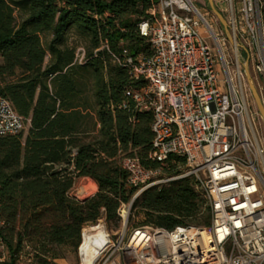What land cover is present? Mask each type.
Masks as SVG:
<instances>
[{
	"label": "trees",
	"instance_id": "obj_1",
	"mask_svg": "<svg viewBox=\"0 0 264 264\" xmlns=\"http://www.w3.org/2000/svg\"><path fill=\"white\" fill-rule=\"evenodd\" d=\"M149 5V0H0V96L30 119L25 132L0 136V236L9 251L4 264H14L26 245L37 264H55L66 248L76 255L81 228L100 218L117 227V208L134 192L121 155L157 167L147 160L151 111L136 109L126 94L145 84L131 80L110 58L121 56L123 48L133 56L149 54L150 43L137 30ZM70 37L84 50L81 63ZM103 41L108 51L99 49ZM174 163L182 165L184 158L172 156L162 171L178 173ZM76 177L94 180L96 191L84 199L70 196ZM131 208L144 215L139 225L210 223L192 176L145 189Z\"/></svg>",
	"mask_w": 264,
	"mask_h": 264
},
{
	"label": "built area",
	"instance_id": "obj_2",
	"mask_svg": "<svg viewBox=\"0 0 264 264\" xmlns=\"http://www.w3.org/2000/svg\"><path fill=\"white\" fill-rule=\"evenodd\" d=\"M149 2L146 17L137 24L139 35L150 43L149 54L133 56L123 48L121 56L110 53V58L131 80L145 84L126 94L136 109L151 111L147 160L157 167L146 168L136 156L121 155L126 184L134 192L117 208L118 230L109 233L100 219L81 228L79 264L84 237L96 230L106 239H92L98 246L85 259L89 264H264V135L255 121L258 114L249 108L243 67L236 61L231 68L226 62L220 68L199 31L204 22L219 44L227 40L235 54L238 48L246 52L263 83L264 104V0H229L228 35L216 33L191 0ZM102 48L108 51L106 41ZM83 56V48L77 47L75 61L81 63ZM29 124V117L0 96V136L24 132ZM172 156L184 158L182 169L164 177L161 166ZM185 176H192L204 194L207 227L128 226L131 204L142 191ZM8 260L0 236V264Z\"/></svg>",
	"mask_w": 264,
	"mask_h": 264
},
{
	"label": "rangeland",
	"instance_id": "obj_3",
	"mask_svg": "<svg viewBox=\"0 0 264 264\" xmlns=\"http://www.w3.org/2000/svg\"><path fill=\"white\" fill-rule=\"evenodd\" d=\"M194 6L204 14V18L208 21V23L213 27L216 33L224 32L222 25L220 24L219 20L215 16V14L211 11L209 8L207 0H191ZM215 8L222 14V16L225 18L228 15L227 10L229 8V0H212ZM200 34L205 38L206 42L211 46V48L214 50L218 57V63L220 68L222 63L225 64V62L228 64V66L231 68L233 64L237 61L240 66L243 67L244 61L246 59V52L242 48L237 49V53L235 54V49L233 47V44H229V42L226 40L225 43H220L215 40L211 35L210 31L208 30V27L202 22V25L200 26ZM70 45H75L76 47L80 44L79 41L75 37H70L69 39ZM224 58V60H223ZM221 70V69H220ZM248 71L251 74V77L253 79V84L258 91L260 97H261V87H263V83L259 78H256V75L253 73L251 69L250 62L248 63ZM223 76V74H222ZM248 104L249 108L252 112H256L258 115H256V124L259 129V132L261 135H264V124L262 121V118L259 114V111L256 108L255 102L251 96L248 98ZM264 105V104H263ZM25 132V131H24ZM173 163V162H172ZM175 164V163H174ZM177 166L178 170H180L181 163L175 164ZM162 171V170H161ZM179 173V171H178ZM175 173V174H178ZM171 174V175H175ZM169 174L166 170L162 171V176L166 177ZM92 181L94 184V187H91L89 184V181ZM157 186V185H156ZM97 189L96 183L94 180H92L89 177H76L73 180L72 186L69 190V195L72 197H75L77 199H84L90 195H92ZM140 195V194H139ZM132 206V204H131ZM137 209L130 208V217H129V223L128 226H135L142 223L144 220V215L142 213H137ZM104 224L103 218H100ZM97 222V221H96ZM95 222V223H96ZM104 227L109 233H113L120 227V221L118 223L117 227L111 226V224H104ZM63 255L62 258L54 259L53 261L55 264H79L78 256L75 255V252H73L70 248H66L61 251ZM34 252L32 248L28 245L24 247L22 252L19 253L18 257H16L14 264H37L35 258H34ZM51 260V259H47Z\"/></svg>",
	"mask_w": 264,
	"mask_h": 264
},
{
	"label": "water",
	"instance_id": "obj_4",
	"mask_svg": "<svg viewBox=\"0 0 264 264\" xmlns=\"http://www.w3.org/2000/svg\"><path fill=\"white\" fill-rule=\"evenodd\" d=\"M208 2V5H209V8L211 9V11L215 14V16L217 17V19L219 20L220 24L222 25L223 27V30H224V33L226 35L229 34L228 32V27H227V23H226V20L225 18L222 16V14L215 8L214 4H213V1L212 0H207ZM232 41V40H231ZM247 63H248V58L246 56V59L244 61V64H243V70H244V75H245V78H246V82H247V85L249 87V90H250V93H251V96L255 102V105H256V108L257 110L259 111V114L262 118V121H263V124H264V106H263V103L261 101V98H260V95L258 93V91L256 90L254 84H253V80H252V77L247 69ZM106 239V235L105 233H100L99 234V237H98V240L99 241H103Z\"/></svg>",
	"mask_w": 264,
	"mask_h": 264
},
{
	"label": "bare ground",
	"instance_id": "obj_5",
	"mask_svg": "<svg viewBox=\"0 0 264 264\" xmlns=\"http://www.w3.org/2000/svg\"><path fill=\"white\" fill-rule=\"evenodd\" d=\"M89 184L91 187H94V184L91 180L89 181ZM100 232H101L100 230H96L92 234H89L88 237H86V236L84 237L83 244L81 247V257L83 260V264H89V262H87V263L85 262V259L87 257H90L92 255L93 251H95V249L97 248L98 244L95 243L92 239L96 236H99Z\"/></svg>",
	"mask_w": 264,
	"mask_h": 264
},
{
	"label": "flooded vegetation",
	"instance_id": "obj_6",
	"mask_svg": "<svg viewBox=\"0 0 264 264\" xmlns=\"http://www.w3.org/2000/svg\"><path fill=\"white\" fill-rule=\"evenodd\" d=\"M247 66H248V64H247ZM248 69V68H247ZM250 73V72H249ZM251 75V74H250ZM253 80V79H252ZM264 106V105H263Z\"/></svg>",
	"mask_w": 264,
	"mask_h": 264
}]
</instances>
